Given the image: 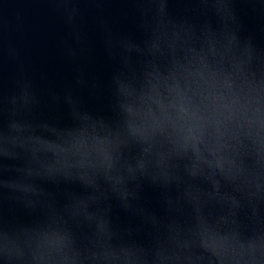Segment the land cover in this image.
I'll use <instances>...</instances> for the list:
<instances>
[{
	"label": "water",
	"instance_id": "95a60500",
	"mask_svg": "<svg viewBox=\"0 0 264 264\" xmlns=\"http://www.w3.org/2000/svg\"><path fill=\"white\" fill-rule=\"evenodd\" d=\"M0 264H264V0H0Z\"/></svg>",
	"mask_w": 264,
	"mask_h": 264
}]
</instances>
